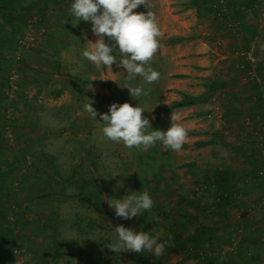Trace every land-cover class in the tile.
<instances>
[{
	"label": "rangeland",
	"instance_id": "374dc122",
	"mask_svg": "<svg viewBox=\"0 0 264 264\" xmlns=\"http://www.w3.org/2000/svg\"><path fill=\"white\" fill-rule=\"evenodd\" d=\"M149 2L163 45L150 85L81 56L85 37H98L91 22L73 26V0H0V264H264V0ZM125 83L149 95L135 99ZM194 89L203 116L193 124V111L180 114L190 144L180 152L103 137L99 113L112 103L143 107L150 130L166 131L172 113L159 107ZM88 98L97 120L83 109ZM129 191H147L152 210L116 216L105 199ZM120 225L174 247L160 259L117 254L107 244Z\"/></svg>",
	"mask_w": 264,
	"mask_h": 264
},
{
	"label": "clouds",
	"instance_id": "9594fccd",
	"mask_svg": "<svg viewBox=\"0 0 264 264\" xmlns=\"http://www.w3.org/2000/svg\"><path fill=\"white\" fill-rule=\"evenodd\" d=\"M140 5L148 11L135 12L134 9ZM150 7L149 0H73L68 9L74 19L73 26L81 20L90 21L92 32L98 37L95 42L85 37L87 47L81 50V56L97 69L121 66L126 70L127 81L141 77L145 84L158 82L161 73L151 67V62L163 47L160 40L162 33L155 13L149 11ZM105 36L112 41L111 44L106 42ZM122 87L129 89L130 95L135 99L149 95L143 85L133 87L125 83ZM92 103L88 98L83 109L92 119L97 120L98 113ZM145 111L147 110L143 107L132 106L128 102L112 103L109 112L99 113L100 121L104 124L101 130L103 137L115 143H122L129 150L138 149L144 152L160 143L165 149L180 152L188 141L189 131L179 123L181 115L176 111L172 112L171 126L166 131L150 130L153 129L150 120L142 115ZM117 174L121 173H114L111 177ZM116 187H123V181H118ZM105 200L114 208L115 215L124 219L138 217L152 210L154 206V200L147 191L140 194L129 191L122 198ZM156 219L154 215L151 221ZM115 232L116 239L107 244V247L117 254L121 251L150 253L155 259H160L165 255L166 249L174 247L171 237L161 240L159 234L135 231L123 225L115 227Z\"/></svg>",
	"mask_w": 264,
	"mask_h": 264
},
{
	"label": "trees",
	"instance_id": "16d2710c",
	"mask_svg": "<svg viewBox=\"0 0 264 264\" xmlns=\"http://www.w3.org/2000/svg\"><path fill=\"white\" fill-rule=\"evenodd\" d=\"M232 11H231V9H229L228 12H225L223 15H225V14L232 15ZM246 25H247L246 22H244L242 24V27L243 28H247ZM4 34H5V32H4ZM187 38L188 37H186V36L172 35V36L167 38V41H169V42H182V41L187 40ZM105 40H107V36H105ZM246 63H247L246 67L248 68V70H250L251 69L250 63L248 61H246ZM252 82H253V86L257 89L258 86H257V83H256V79H253ZM98 84L101 85V86H111L110 83L104 82V81H99ZM1 87H2V83H1V80H0V89H1ZM180 93L183 95V97L180 100H172L168 104L160 106L159 110H158V114H163L166 111H169V110H171L173 108L184 106V105H190L191 103L195 102V99H194V97L192 95H190V94H188L186 92H183V91H180ZM207 143H208L207 141H203V140L199 141V140H197V141L193 142L192 144L195 145V146H203V145H206ZM189 145L190 144L185 143L182 147H187ZM0 171H1V167H0ZM88 202L91 203L89 200H88ZM1 227L3 228V222L0 223V228Z\"/></svg>",
	"mask_w": 264,
	"mask_h": 264
},
{
	"label": "crops",
	"instance_id": "0c3cea01",
	"mask_svg": "<svg viewBox=\"0 0 264 264\" xmlns=\"http://www.w3.org/2000/svg\"><path fill=\"white\" fill-rule=\"evenodd\" d=\"M87 22L89 23L90 21H87ZM186 93L192 95L195 99V102L191 103L190 105H184V106L173 108V109L166 111V112L172 113L173 111H176L177 113L182 114V113H187L188 111H193L192 123L194 124L197 121H199V123H200V120L202 119L203 115H202V112L200 113L199 109H202L201 104H202L203 100L198 94H196L195 89L193 91L191 90V91L186 92ZM170 97H171V101L172 100H180L182 98V97L175 96V94L172 92H170ZM193 132H194V130H193ZM197 132L200 133L199 130H197ZM198 226H200V225H198ZM196 231H197V234H196L197 237H200V235L204 233V230H201L200 228H198Z\"/></svg>",
	"mask_w": 264,
	"mask_h": 264
},
{
	"label": "flooded vegetation",
	"instance_id": "af4514ba",
	"mask_svg": "<svg viewBox=\"0 0 264 264\" xmlns=\"http://www.w3.org/2000/svg\"><path fill=\"white\" fill-rule=\"evenodd\" d=\"M2 4H0V25L3 23V21L5 20L6 18V14L5 12L3 11L4 7L1 6Z\"/></svg>",
	"mask_w": 264,
	"mask_h": 264
},
{
	"label": "built area",
	"instance_id": "2783aa9c",
	"mask_svg": "<svg viewBox=\"0 0 264 264\" xmlns=\"http://www.w3.org/2000/svg\"><path fill=\"white\" fill-rule=\"evenodd\" d=\"M11 78H13V77H11ZM249 123V121L248 120H245V124H248Z\"/></svg>",
	"mask_w": 264,
	"mask_h": 264
}]
</instances>
